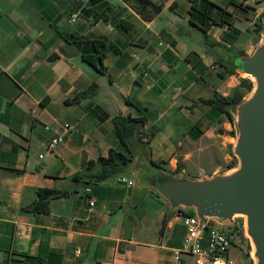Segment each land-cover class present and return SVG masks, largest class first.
<instances>
[{
    "label": "crops",
    "instance_id": "obj_1",
    "mask_svg": "<svg viewBox=\"0 0 264 264\" xmlns=\"http://www.w3.org/2000/svg\"><path fill=\"white\" fill-rule=\"evenodd\" d=\"M150 1L161 6L144 19L125 0H0V264H190L172 258L181 207L131 172L149 160L194 177L226 168L234 126L206 99L243 76L232 58L256 44L264 0ZM97 52L104 72L82 58ZM91 81L92 95L68 101ZM116 114L144 120L126 138L131 160L96 179L98 156L128 154ZM39 188L60 193L25 211Z\"/></svg>",
    "mask_w": 264,
    "mask_h": 264
},
{
    "label": "water",
    "instance_id": "obj_2",
    "mask_svg": "<svg viewBox=\"0 0 264 264\" xmlns=\"http://www.w3.org/2000/svg\"><path fill=\"white\" fill-rule=\"evenodd\" d=\"M232 59L233 67L251 80L248 94L231 110L236 165L203 177L168 172L155 164L152 172L131 173L138 185L172 205L191 208L199 221L208 216L231 223L233 215L241 214L253 264H264V18L252 50Z\"/></svg>",
    "mask_w": 264,
    "mask_h": 264
},
{
    "label": "trees",
    "instance_id": "obj_3",
    "mask_svg": "<svg viewBox=\"0 0 264 264\" xmlns=\"http://www.w3.org/2000/svg\"><path fill=\"white\" fill-rule=\"evenodd\" d=\"M127 1L131 7L138 12L144 19H149L152 17L161 6V3H153L150 0H125ZM206 1V0H204ZM145 6H149V9L145 11ZM255 27L258 28L260 25H256ZM255 28V29H256ZM236 31V30H234ZM232 38L235 36L234 33L231 34ZM68 38L74 39L75 36L68 34ZM98 42V41H95ZM94 42V43H95ZM101 52H97L96 54H82V58L87 61L92 67H94L98 72H104L105 67L101 65L100 63V57ZM96 83L94 81H91L86 88L76 92L73 94L70 98H68V101L70 102H76L82 97H88L92 95L95 91ZM251 87V80L246 76H240L238 79V84L233 88V90L226 95H219L214 94L212 98L206 99L209 103H212L215 108L218 111L224 112L226 116L232 120V116L230 111L232 110L233 105L238 102L241 97L250 89ZM143 117H134V116H128V115H119L116 114L113 116V126L114 130L120 139V141L126 146L128 154H125L121 151L109 149L106 156H98L97 160L102 162L107 167L106 172H100V174H97L95 176L96 179H101L105 177L108 172L113 170L117 166H124L131 160L132 151L129 149L126 143V138L128 135H130L134 128L137 127V125L141 124L143 122ZM231 133H234V130H230ZM151 164L158 165L157 163L152 162L149 160ZM236 161L235 156L231 158V160L227 163L228 166L234 164ZM176 172L172 171V173ZM60 192L51 188H39L38 189V198L31 202L30 204H27L23 206L22 208L25 211H36L40 210L43 211L46 209V201L45 199L48 196L59 194ZM189 212H192V209H188ZM162 224H163V218H162ZM235 224L233 225V228H235ZM241 228L238 229L239 238H242V232ZM249 246V244H248Z\"/></svg>",
    "mask_w": 264,
    "mask_h": 264
},
{
    "label": "built area",
    "instance_id": "obj_4",
    "mask_svg": "<svg viewBox=\"0 0 264 264\" xmlns=\"http://www.w3.org/2000/svg\"><path fill=\"white\" fill-rule=\"evenodd\" d=\"M63 127L67 128L68 124L63 123ZM60 139L58 134L50 136L46 142V149L52 150ZM118 180L125 187L133 184V179L124 175H120ZM84 190L89 191V187L85 186ZM92 203L93 198L89 195L87 204L91 206ZM178 214L184 226V235L181 244L172 250L175 262L179 263L182 256L189 255L190 264H238L233 259L230 248L238 235L239 225L232 221L230 225L224 226L226 223H220L208 216L199 221L197 215L188 209L181 208ZM231 218L233 219V216ZM251 262L253 264V261Z\"/></svg>",
    "mask_w": 264,
    "mask_h": 264
},
{
    "label": "rangeland",
    "instance_id": "obj_5",
    "mask_svg": "<svg viewBox=\"0 0 264 264\" xmlns=\"http://www.w3.org/2000/svg\"><path fill=\"white\" fill-rule=\"evenodd\" d=\"M186 41H192L190 39H185ZM243 76H246L245 74ZM248 92H246L244 95H247ZM237 163V160L235 161V165ZM128 166H131V164H128ZM137 171L138 175H141L145 170L149 173L154 170V168L150 167H143V166H137L134 169ZM242 215L241 214H235L233 215V221L235 224L239 225L242 232V238H239V234L234 238L235 242L231 246V254L233 259L236 260L238 264H252V247L250 245V241L248 236L246 235L244 231V227L242 225ZM231 223H226L224 226L230 225ZM249 244V246H248Z\"/></svg>",
    "mask_w": 264,
    "mask_h": 264
},
{
    "label": "bare ground",
    "instance_id": "obj_6",
    "mask_svg": "<svg viewBox=\"0 0 264 264\" xmlns=\"http://www.w3.org/2000/svg\"><path fill=\"white\" fill-rule=\"evenodd\" d=\"M215 264H217V263H215Z\"/></svg>",
    "mask_w": 264,
    "mask_h": 264
}]
</instances>
